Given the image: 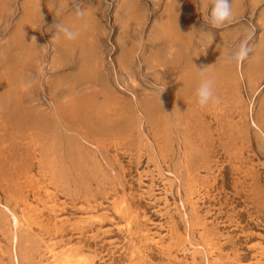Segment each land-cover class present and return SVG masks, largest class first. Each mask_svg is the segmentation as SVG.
I'll list each match as a JSON object with an SVG mask.
<instances>
[{"label": "rangeland", "instance_id": "rangeland-1", "mask_svg": "<svg viewBox=\"0 0 264 264\" xmlns=\"http://www.w3.org/2000/svg\"><path fill=\"white\" fill-rule=\"evenodd\" d=\"M230 4L0 0V264H264V0Z\"/></svg>", "mask_w": 264, "mask_h": 264}, {"label": "clouds", "instance_id": "clouds-1", "mask_svg": "<svg viewBox=\"0 0 264 264\" xmlns=\"http://www.w3.org/2000/svg\"><path fill=\"white\" fill-rule=\"evenodd\" d=\"M77 15L81 16L83 13L77 10ZM232 21V10L230 0H212V7L209 13V19L207 23L214 28H221L226 23H231ZM58 31L63 32L66 39L73 40L76 38L78 33L69 30L63 25L57 26ZM251 37H246L239 45L238 50L234 51L229 57L230 62L242 63L247 59L251 49L248 47V39ZM35 39V37H33ZM202 79L199 86L196 89L195 95L197 102L201 107L207 106L210 102L219 103V97L214 94V83L212 78L203 77V72H201ZM164 91L162 89L161 93Z\"/></svg>", "mask_w": 264, "mask_h": 264}, {"label": "crops", "instance_id": "crops-1", "mask_svg": "<svg viewBox=\"0 0 264 264\" xmlns=\"http://www.w3.org/2000/svg\"><path fill=\"white\" fill-rule=\"evenodd\" d=\"M77 13V12H76ZM73 15V14H72ZM85 17H87V16H85ZM89 18V17H88ZM70 19H74L73 17H71ZM80 19H83L82 17H80Z\"/></svg>", "mask_w": 264, "mask_h": 264}, {"label": "bare ground", "instance_id": "bare-ground-1", "mask_svg": "<svg viewBox=\"0 0 264 264\" xmlns=\"http://www.w3.org/2000/svg\"><path fill=\"white\" fill-rule=\"evenodd\" d=\"M15 220H16V222L18 223V219H15ZM17 223H16V224H17Z\"/></svg>", "mask_w": 264, "mask_h": 264}]
</instances>
